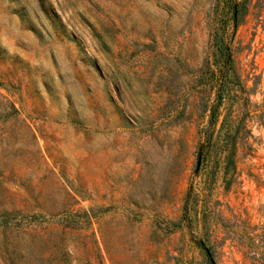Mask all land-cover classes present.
Listing matches in <instances>:
<instances>
[{
    "label": "rangeland",
    "instance_id": "374dc122",
    "mask_svg": "<svg viewBox=\"0 0 264 264\" xmlns=\"http://www.w3.org/2000/svg\"><path fill=\"white\" fill-rule=\"evenodd\" d=\"M227 3L0 0V264H264V0Z\"/></svg>",
    "mask_w": 264,
    "mask_h": 264
},
{
    "label": "trees",
    "instance_id": "16d2710c",
    "mask_svg": "<svg viewBox=\"0 0 264 264\" xmlns=\"http://www.w3.org/2000/svg\"><path fill=\"white\" fill-rule=\"evenodd\" d=\"M228 1V8L231 13L232 22L234 24V28L237 26L238 17L240 14L246 12L250 5L252 4L253 0H227ZM224 61H223V68L225 69L230 63V57L228 54V50L226 49L223 51ZM220 98V95L218 96ZM214 117V113L212 114Z\"/></svg>",
    "mask_w": 264,
    "mask_h": 264
}]
</instances>
